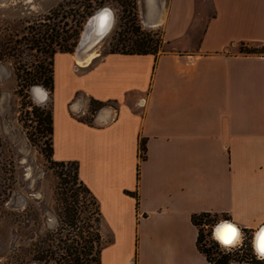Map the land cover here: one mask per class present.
Listing matches in <instances>:
<instances>
[{
	"label": "crops",
	"instance_id": "obj_1",
	"mask_svg": "<svg viewBox=\"0 0 264 264\" xmlns=\"http://www.w3.org/2000/svg\"><path fill=\"white\" fill-rule=\"evenodd\" d=\"M193 3L170 0L165 41L184 32ZM212 3L192 49L106 51L73 73L116 107L88 122L75 114L87 100L69 97L52 112L53 157L78 160L112 231L100 264H212L193 213L254 233L264 224V53L240 49L264 44V0Z\"/></svg>",
	"mask_w": 264,
	"mask_h": 264
},
{
	"label": "rangeland",
	"instance_id": "obj_2",
	"mask_svg": "<svg viewBox=\"0 0 264 264\" xmlns=\"http://www.w3.org/2000/svg\"><path fill=\"white\" fill-rule=\"evenodd\" d=\"M86 3L87 0H0V264L69 263L70 220L75 221L76 228L85 224V220L99 224L100 246L112 240L108 222L103 215L97 218L89 197L74 179L73 164L66 160L61 164L58 162L61 159L53 157L48 134L42 132V124L38 122L40 106L48 108L52 103V112L58 118L69 97L85 98L87 109L75 114L91 117L90 98L79 89L80 81L73 74L85 66H77L69 57H82L92 50L99 56L115 44H131L136 35L131 29L136 24L160 35L162 41L157 52L192 49L214 12L212 0H194L184 32L165 41L163 32L170 0H135L134 19L126 17L122 0H104L100 7L108 6L111 11L106 31L93 39L92 15L98 7L83 21L70 54L57 55L53 91L42 84L25 86L22 78L36 75L45 58V52L35 41L40 21L51 9L61 7L60 14L62 11L67 14L64 29L69 30L73 14ZM37 87L44 93L41 98L34 95L33 88ZM135 98V94L128 97L131 103ZM104 105L116 107L117 104L106 100ZM74 192H78V200L73 205ZM198 217L199 245L212 263L220 264L225 259V264H264V258L253 251L254 232L242 229L240 246H224L212 236L213 227L223 219L212 213ZM73 244L80 246L75 241ZM97 249L94 242L92 252L81 253L78 262L96 264Z\"/></svg>",
	"mask_w": 264,
	"mask_h": 264
},
{
	"label": "trees",
	"instance_id": "obj_3",
	"mask_svg": "<svg viewBox=\"0 0 264 264\" xmlns=\"http://www.w3.org/2000/svg\"><path fill=\"white\" fill-rule=\"evenodd\" d=\"M124 3L123 10L126 11L127 18H136V11H135V0H122ZM104 3V0H87L85 6L78 10L75 14H73L74 18H71V23L69 26V30L64 29V24L67 23V19L65 17L64 11L60 14L59 8H53L50 10L49 14L45 15L44 19L40 21V25L37 27L36 31V38L35 41L37 42V46L41 48L42 51L45 52V58L40 63L39 70L36 75H33L31 78H22L24 85L29 86L31 84H42L51 92L53 91L54 87V78H53V56L56 51H67L71 52L74 45L76 44L77 37L82 26L83 21L85 20L86 16L91 14L94 9L100 7ZM215 9L212 15H214ZM76 15V16H74ZM211 15V16H212ZM43 26V27H42ZM134 33H136L133 41L131 44L121 43L119 46L115 44L111 47L108 51H120V52H138V53H145V52H152L157 53L158 45L161 43L162 38L160 35L154 30H143L140 28L139 24H136L131 29ZM240 49L246 51H264V44L258 47H245L243 44H240ZM46 57L48 59L46 60ZM46 60V61H45ZM89 109L91 112V117H86L81 119L90 122L92 118V114L102 105L105 104L106 100H100L94 98L92 96L89 97ZM38 122L42 124V132L47 133L49 137V149L52 153V132H53V117H52V103L48 108L44 106H40L38 112ZM138 147H139V155L141 158L144 157L145 151V138L143 136L139 137L138 140ZM65 160L61 159L58 162L64 163ZM73 164V173L74 179L77 180L78 185L81 187L84 195L89 197L91 204L93 205V212L96 213L97 218L100 219L102 217L101 210L99 207V202L90 188L85 184V182L79 177L78 175V160L77 159H68ZM131 192V191H130ZM78 192H74L71 198V203L74 205L78 200ZM203 214H210V212L204 211L200 213H193L191 218L194 223L198 225L197 218L199 219V215ZM85 224L76 225L74 226L75 221L70 220L68 224L71 226V229L67 230L70 236H72V244L69 245V254H71L70 262L67 264H80L79 256L81 253L89 254L92 252L94 242L98 247V255L96 258V264H100V252L101 248L104 246L101 245V232L99 228V224L91 223L85 220ZM84 227V228H83ZM69 236V237H70ZM83 240V241H82ZM76 242L80 246H76L73 242ZM99 245V246H98ZM200 246V245H199ZM201 248V247H200ZM202 249V248H201ZM203 250V249H202ZM206 253V252H205ZM207 254V253H206ZM208 257V256H207ZM226 260H221L220 264H225ZM214 264V263H212Z\"/></svg>",
	"mask_w": 264,
	"mask_h": 264
},
{
	"label": "bare ground",
	"instance_id": "obj_4",
	"mask_svg": "<svg viewBox=\"0 0 264 264\" xmlns=\"http://www.w3.org/2000/svg\"><path fill=\"white\" fill-rule=\"evenodd\" d=\"M106 10H103L102 12H104L105 14L107 12H105ZM99 16V13H97L96 15H94L92 17V21L96 20ZM109 18L110 15L108 16V18H106L105 16L103 17V19H101V24H100V28H99V33H96L94 30H92V35H93V39L96 40L99 37H101L103 35V33L106 31L107 28V24L109 22ZM95 22V21H94ZM104 23L106 24L105 26ZM103 26V27H102ZM98 55V52L96 50H92L90 52H87L84 56L79 57V56H75L73 57L75 63L79 66H85L88 65L95 56ZM33 92L38 95L39 98L44 96V93L41 91V89L39 87L37 88H33ZM227 221L230 222L231 224H227ZM231 227L234 228L236 230V235L234 237L231 238V242H226V239L229 237V234L227 233L226 229L227 227ZM213 235L215 238H217L220 243L222 245L225 244H231L234 243L235 241H237L240 237L241 231L240 229L230 220H222L219 223H217L214 227H213ZM252 245L254 250H256V252H258V254H260L261 258H264V251H262V246H264V224L261 225L256 231L255 234L253 235V239H252Z\"/></svg>",
	"mask_w": 264,
	"mask_h": 264
},
{
	"label": "water",
	"instance_id": "obj_5",
	"mask_svg": "<svg viewBox=\"0 0 264 264\" xmlns=\"http://www.w3.org/2000/svg\"><path fill=\"white\" fill-rule=\"evenodd\" d=\"M103 10H106L105 12H107L106 14L104 12H102ZM97 13H99V16L96 20L93 21L94 23V31L96 33H99V28L101 27L100 24H101V19H103V17L105 16L106 18H108V16L110 15L111 11H110V8L108 6H103V7H100L98 10H96L92 16L96 15ZM106 24L104 23L103 26H105ZM102 26V27H103ZM34 95L39 98L35 93ZM227 224H231L230 222L227 221Z\"/></svg>",
	"mask_w": 264,
	"mask_h": 264
},
{
	"label": "built area",
	"instance_id": "obj_6",
	"mask_svg": "<svg viewBox=\"0 0 264 264\" xmlns=\"http://www.w3.org/2000/svg\"><path fill=\"white\" fill-rule=\"evenodd\" d=\"M240 230H242V229H240ZM241 235H242V234H240V238L242 239V236H241ZM212 236H213L214 239H216V240L220 243V241H219L217 238L214 237V235H213V231H212ZM220 244H221V243H220ZM240 244H241L240 240H237V241H235L234 243H231V244H225L224 246L232 247V246H234V245L240 246ZM221 245H222V244H221ZM253 251H254V253H255L259 258H261V257H260V254H258V252H256V250H254V248H253Z\"/></svg>",
	"mask_w": 264,
	"mask_h": 264
},
{
	"label": "snow or ice",
	"instance_id": "obj_7",
	"mask_svg": "<svg viewBox=\"0 0 264 264\" xmlns=\"http://www.w3.org/2000/svg\"><path fill=\"white\" fill-rule=\"evenodd\" d=\"M226 231L229 234V237L226 239V242H231V238L236 235V230L229 226V227H227ZM261 250L264 251V246H262Z\"/></svg>",
	"mask_w": 264,
	"mask_h": 264
}]
</instances>
